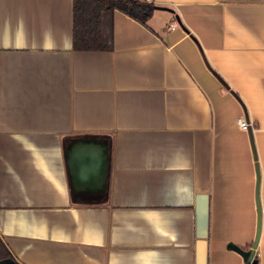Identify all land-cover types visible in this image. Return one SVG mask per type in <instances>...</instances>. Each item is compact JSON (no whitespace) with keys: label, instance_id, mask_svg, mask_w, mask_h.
<instances>
[{"label":"crops","instance_id":"obj_1","mask_svg":"<svg viewBox=\"0 0 264 264\" xmlns=\"http://www.w3.org/2000/svg\"><path fill=\"white\" fill-rule=\"evenodd\" d=\"M151 2L80 50L72 0H0L5 258L248 264L235 244L264 264V0Z\"/></svg>","mask_w":264,"mask_h":264},{"label":"trees","instance_id":"obj_2","mask_svg":"<svg viewBox=\"0 0 264 264\" xmlns=\"http://www.w3.org/2000/svg\"><path fill=\"white\" fill-rule=\"evenodd\" d=\"M154 8L151 1L145 0H72L73 46L80 50H108L112 46L111 15L115 9L145 23ZM3 248L0 240V260L7 255Z\"/></svg>","mask_w":264,"mask_h":264},{"label":"water","instance_id":"obj_3","mask_svg":"<svg viewBox=\"0 0 264 264\" xmlns=\"http://www.w3.org/2000/svg\"><path fill=\"white\" fill-rule=\"evenodd\" d=\"M79 149L81 152L85 153L88 152L90 150H93L94 152H98L97 149L100 150V158L97 160L96 157L94 160H96V163H94L93 167L94 173L96 171V174L92 173L91 177H94L96 180H99V178H102V176L104 177V171L106 169L105 167V159L107 158V150L102 148V142L96 141L93 138L88 139V138H84V139H80L76 142L73 143V146L70 148V150L72 149ZM88 172L90 173V170H88ZM87 175V174H86ZM259 233H260V220L258 221V228H257V235L254 241V248L257 246V242L259 239ZM230 247L232 249L237 250L239 253H241L244 257L245 260H248L251 255H252V251L251 250H243L241 249L239 246L235 245V244H230ZM9 263V264H17L14 260L10 259V258H5L0 260V263Z\"/></svg>","mask_w":264,"mask_h":264},{"label":"built area","instance_id":"obj_4","mask_svg":"<svg viewBox=\"0 0 264 264\" xmlns=\"http://www.w3.org/2000/svg\"><path fill=\"white\" fill-rule=\"evenodd\" d=\"M145 1H151V0H145ZM238 125L243 129H249L251 127L250 120L246 119L245 117H239L237 119ZM255 252L252 253L251 257L249 258L248 264H254L255 263Z\"/></svg>","mask_w":264,"mask_h":264}]
</instances>
